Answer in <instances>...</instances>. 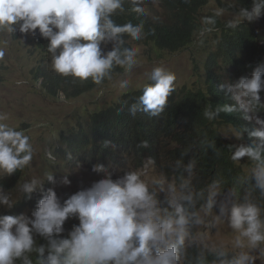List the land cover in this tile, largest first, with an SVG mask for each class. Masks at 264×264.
Returning a JSON list of instances; mask_svg holds the SVG:
<instances>
[{
	"label": "clouds",
	"instance_id": "obj_1",
	"mask_svg": "<svg viewBox=\"0 0 264 264\" xmlns=\"http://www.w3.org/2000/svg\"><path fill=\"white\" fill-rule=\"evenodd\" d=\"M147 0H0V33L17 31L47 39V52L52 69L64 77L80 82L91 80L102 88L112 81L116 69H122L116 86L127 90L128 78L140 64V49L126 46L125 36L133 41L145 38L144 22L117 24L113 17L126 11L128 4L138 16L148 14ZM264 13V0H252L251 8L241 9V20L230 28L259 18ZM7 41H5V44ZM111 45L110 49L108 46ZM6 48L0 47V61ZM151 81L143 86L135 102L122 106L135 115L138 111L150 117L159 116L176 90V75L163 66L145 74ZM232 101L214 109L207 107L203 116L208 121L221 113L243 110L250 113L257 128L223 132L243 140L247 132L251 143L229 146L231 160L246 158L250 167L237 178L238 193L232 187L227 196L219 181L207 188H197V160L187 164L182 159L170 165L172 174L155 171L149 157L140 168H128L113 179L101 163L93 171L104 172L103 178L61 201L53 188L38 200L31 216L0 215V264H264V201L258 202L254 191L264 197V62L258 63L250 76L219 85ZM0 114V179L17 171L33 168L38 153L31 138L22 129L10 126ZM142 141L138 148H147ZM185 151L183 154H185ZM54 161L51 151L45 152ZM45 179L55 183L51 171L43 176L22 177L16 190L31 198L43 190ZM254 180V185L251 181ZM63 184H70L65 176ZM77 189V188H75ZM72 189V190H75ZM71 191V190H66ZM164 194V200L160 194ZM19 195L0 185V206L11 209ZM224 199H220V197ZM167 206H163L164 204ZM218 214L213 215V208ZM212 215V221L207 217ZM78 220L70 230L69 219ZM214 224L219 231L226 226L233 236L214 238L207 229ZM216 231V232H217ZM37 237L46 243H38Z\"/></svg>",
	"mask_w": 264,
	"mask_h": 264
},
{
	"label": "trees",
	"instance_id": "obj_2",
	"mask_svg": "<svg viewBox=\"0 0 264 264\" xmlns=\"http://www.w3.org/2000/svg\"><path fill=\"white\" fill-rule=\"evenodd\" d=\"M208 0H147L144 5L148 14L138 16L131 11L128 4L126 11L113 17L117 24L131 21L133 24L144 22L146 36L139 42L152 44L157 49L178 52L192 46L196 34L200 29L199 11ZM240 6L251 8L252 0H240ZM230 22L218 23L219 34L216 45L208 53L204 63V73H200L199 85L195 89L177 88L168 98L164 111L156 117L138 111L132 115L124 101L129 104L136 101L142 94V88L123 94L120 99L96 113H91L88 122L75 125L60 134L59 146L54 150L56 157L65 163L74 162L93 167L97 163L113 166L119 175L128 168L141 167L142 161L151 157L155 167L171 175L170 165L178 159L185 164L190 160H197V188H207L215 181H219L224 191L229 192L235 187L237 178L246 172L236 162L231 160L229 146L232 143L222 135L223 126L255 129L258 125L254 120L246 119L250 113L243 110L237 113L221 115L208 121L203 116L207 107L215 108L226 103H232L225 92L219 90V85L226 82H236L241 76H250L253 68L264 62V37L253 25L244 19L239 27L230 28ZM24 35L17 31L14 38ZM126 46L134 47L129 37L125 36ZM33 52L38 62L32 74L36 81H40L41 90L52 97L64 95L66 99H74L95 89L97 86L91 80L80 82L73 77H64L52 69L51 56L47 52V39L37 35L32 37ZM111 45L108 46L109 50ZM123 70L117 68L113 74L120 75ZM108 81H105L107 83ZM104 83V84H105ZM151 83L148 81L147 84ZM264 100V92H261ZM259 115L264 118V110ZM247 143L251 140L244 133ZM142 141L148 142L147 148H138ZM187 151L185 154L182 155ZM17 171L11 176L0 179L4 188L14 187L22 177ZM47 183V184H46ZM43 192L37 190L27 198L22 196L13 207L12 212L29 205L36 209L38 200L51 188V182H46ZM254 180L251 184L254 185ZM85 188L67 191L61 201L71 194ZM258 202L264 201L259 190L254 191ZM164 195L160 194L163 201ZM163 206H167L165 203ZM78 220L69 219L65 228L70 230ZM38 243H46L37 237Z\"/></svg>",
	"mask_w": 264,
	"mask_h": 264
},
{
	"label": "rangeland",
	"instance_id": "obj_3",
	"mask_svg": "<svg viewBox=\"0 0 264 264\" xmlns=\"http://www.w3.org/2000/svg\"><path fill=\"white\" fill-rule=\"evenodd\" d=\"M241 9L243 8L240 6V0H208V3L198 13L200 29L192 46L173 53L157 49L152 44L131 41L134 47L140 49L138 56L140 64L129 75L131 85L127 90H120L116 86L117 81L121 78L122 74H120L113 76V80L105 83L102 88L97 86L95 89L69 100L64 95H60L58 98L48 96L44 90H41L40 81L34 79L32 71L38 59L33 52V36L24 34L14 38L13 34L0 33V47L6 48L5 59L0 61V114L7 116L5 122L10 126L16 127L18 130L22 129L30 136L38 153L33 160V168L25 169L21 173L22 177L27 179L30 175L43 176L45 172L51 171L56 182H51L50 187L57 192L60 198L66 195V190L87 188L93 182L103 178L105 173L95 172L91 166L74 162L65 163L56 157L54 150L59 146L61 132L67 131L71 127L75 128V125L80 124V121L86 124L91 113L109 107L127 92L142 88L149 81L145 74L156 66H163L176 75L177 88L195 89L199 85L200 73H204L206 57L216 45L220 31L216 25L222 22H239ZM251 22L264 37V13ZM5 41H7L6 44ZM229 130L236 131L229 125L223 126L222 135L232 145L247 143L245 137L243 140H238L231 134L225 136L223 132ZM46 151H51L54 161L46 160ZM237 164L245 172L250 167L246 158ZM105 168L113 173V179L119 176L113 166L109 165ZM138 168L140 167H130L132 170ZM155 171L160 172L156 167ZM65 176L70 180V184L62 183ZM21 179L18 182H21ZM46 182L49 181L45 179L44 184ZM17 184L4 189L12 192L13 196H17L19 195L16 190ZM224 193L227 196L229 192L224 191ZM22 196L19 195L18 201ZM220 199H224V197L222 196ZM13 207L9 209L0 206V215L24 214L31 216L34 211L33 207L27 205L22 208L23 210L19 209L18 212L13 213ZM212 214H218V207L214 206ZM212 218V215L207 217L209 221H212ZM217 230L214 224L207 229L217 239L228 240L233 236L231 230L226 226ZM255 264H261V261L257 259Z\"/></svg>",
	"mask_w": 264,
	"mask_h": 264
},
{
	"label": "bare ground",
	"instance_id": "obj_4",
	"mask_svg": "<svg viewBox=\"0 0 264 264\" xmlns=\"http://www.w3.org/2000/svg\"><path fill=\"white\" fill-rule=\"evenodd\" d=\"M46 185V184H43V186ZM63 197V196H62ZM62 199V198H61Z\"/></svg>",
	"mask_w": 264,
	"mask_h": 264
}]
</instances>
